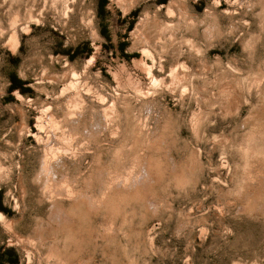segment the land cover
I'll use <instances>...</instances> for the list:
<instances>
[{"label": "clouds", "instance_id": "clouds-1", "mask_svg": "<svg viewBox=\"0 0 264 264\" xmlns=\"http://www.w3.org/2000/svg\"><path fill=\"white\" fill-rule=\"evenodd\" d=\"M0 264H264V0H0Z\"/></svg>", "mask_w": 264, "mask_h": 264}]
</instances>
